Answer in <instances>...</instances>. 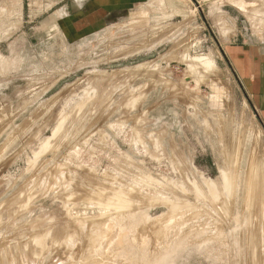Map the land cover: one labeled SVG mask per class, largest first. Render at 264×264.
I'll return each mask as SVG.
<instances>
[{
    "label": "rangeland",
    "instance_id": "obj_1",
    "mask_svg": "<svg viewBox=\"0 0 264 264\" xmlns=\"http://www.w3.org/2000/svg\"><path fill=\"white\" fill-rule=\"evenodd\" d=\"M233 39L264 0H0V264H264Z\"/></svg>",
    "mask_w": 264,
    "mask_h": 264
},
{
    "label": "crops",
    "instance_id": "obj_2",
    "mask_svg": "<svg viewBox=\"0 0 264 264\" xmlns=\"http://www.w3.org/2000/svg\"><path fill=\"white\" fill-rule=\"evenodd\" d=\"M225 55L264 128V41L233 39L227 44Z\"/></svg>",
    "mask_w": 264,
    "mask_h": 264
},
{
    "label": "bare ground",
    "instance_id": "obj_3",
    "mask_svg": "<svg viewBox=\"0 0 264 264\" xmlns=\"http://www.w3.org/2000/svg\"><path fill=\"white\" fill-rule=\"evenodd\" d=\"M170 207H172V206H170ZM173 208V207H172ZM157 258V257H156ZM261 258V257H260ZM150 260V259H149Z\"/></svg>",
    "mask_w": 264,
    "mask_h": 264
}]
</instances>
